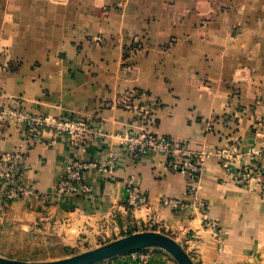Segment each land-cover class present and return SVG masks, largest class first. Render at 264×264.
<instances>
[{
    "label": "crops",
    "instance_id": "obj_1",
    "mask_svg": "<svg viewBox=\"0 0 264 264\" xmlns=\"http://www.w3.org/2000/svg\"><path fill=\"white\" fill-rule=\"evenodd\" d=\"M0 96L86 120L94 132L76 145L45 133V143L30 149L22 174L34 193L0 198V256L45 261L41 254L103 227H132L173 238L194 264H264V0H0ZM144 129L203 154L200 176L168 171L157 152L126 156L121 135ZM21 142L0 123V159ZM225 148L235 151L234 168L258 151L262 174L252 188L227 179L214 155ZM111 156L113 173H84L89 193L41 202L69 162ZM130 177L148 197L140 210L125 204ZM191 186L221 245L195 206L177 213L162 205L164 198L190 202ZM97 264L172 263L151 252L146 262L128 254Z\"/></svg>",
    "mask_w": 264,
    "mask_h": 264
},
{
    "label": "built area",
    "instance_id": "obj_2",
    "mask_svg": "<svg viewBox=\"0 0 264 264\" xmlns=\"http://www.w3.org/2000/svg\"><path fill=\"white\" fill-rule=\"evenodd\" d=\"M0 123L13 126L15 131L23 137V142L0 159V198L2 199H23L34 193V185L24 183L22 170L30 149L34 145L45 143V133H49L52 141L65 138L71 145L83 143L94 133L86 120L44 115L34 110H27V102L21 96L5 98L0 96ZM120 148L134 161L141 159L149 152H157L165 157L168 171L188 175L192 181H195L203 171L205 159L203 154L188 151L178 141L157 135L149 129L137 133L132 130L125 131L121 135ZM214 155L231 182L251 187L259 181L262 170L255 162V157L259 156L255 149L250 150L251 163L238 168L233 167L236 155L232 148L216 149ZM115 160L116 158L111 156L107 162H69L58 178L54 191L38 195L43 200L41 202L48 203L51 197L61 199L66 195L89 193L90 187L84 178V173L97 169L111 174L114 171ZM125 192V204L131 210H140L147 205L148 197L139 190L132 177L125 181ZM187 195L191 198L190 202L174 198H164L161 202L162 205L177 213L195 206L201 215L203 228L209 230L221 245V231L217 223L209 216L208 205L197 197L193 186L188 189ZM129 257L140 262L146 261L144 255L137 252H131Z\"/></svg>",
    "mask_w": 264,
    "mask_h": 264
},
{
    "label": "water",
    "instance_id": "obj_3",
    "mask_svg": "<svg viewBox=\"0 0 264 264\" xmlns=\"http://www.w3.org/2000/svg\"><path fill=\"white\" fill-rule=\"evenodd\" d=\"M160 248L177 264H194L183 247L173 238L154 231L137 232L67 258L52 261H21L0 256V264H97L104 260L143 250Z\"/></svg>",
    "mask_w": 264,
    "mask_h": 264
},
{
    "label": "rangeland",
    "instance_id": "obj_4",
    "mask_svg": "<svg viewBox=\"0 0 264 264\" xmlns=\"http://www.w3.org/2000/svg\"><path fill=\"white\" fill-rule=\"evenodd\" d=\"M248 187L252 188V186L251 187L248 186ZM108 228L110 231H107V229L104 231V227H103L102 231L99 234H97L96 236H92L90 238H83L82 240L79 239L77 241V243H75V246H71V247L63 246L60 249V250H62L60 253H51L50 255L41 254V257L43 256V257L47 258L45 261L63 259V258H67V257L73 256V255L80 254L82 252L88 251L90 249L96 248L98 246H101L103 244H106L108 242H111L113 240L125 237V236L133 234V233L149 231V230H145L143 228H132V227L131 228H121V229L120 228L115 229L112 227H108ZM159 233H161V232H159ZM162 234H164V233H162ZM135 252H137L138 254L139 253L143 254L146 259L148 258L149 254L151 252H161V253L167 255L170 263L177 264L176 260L170 254H168L167 252H165L164 250H162L160 248H153L152 247V248H146L143 250H138ZM128 254H130V253H128ZM128 254H123V255H128ZM133 260H135V259H133Z\"/></svg>",
    "mask_w": 264,
    "mask_h": 264
}]
</instances>
